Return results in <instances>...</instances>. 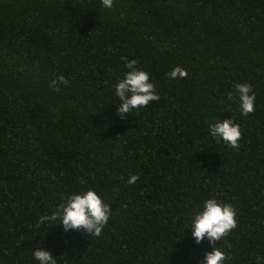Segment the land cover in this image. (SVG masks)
I'll list each match as a JSON object with an SVG mask.
<instances>
[{"label": "trees", "instance_id": "16d2710c", "mask_svg": "<svg viewBox=\"0 0 264 264\" xmlns=\"http://www.w3.org/2000/svg\"><path fill=\"white\" fill-rule=\"evenodd\" d=\"M135 59L160 95L124 120L114 94ZM184 79L166 77L174 67ZM58 75L68 81L54 91ZM234 83L255 111L241 116ZM231 118L233 150L209 135ZM138 175L135 184H127ZM81 178L86 183H81ZM92 188L112 214L99 237L40 224ZM215 198L237 227L224 264L264 257V0H0V264H200L191 217ZM54 223H59L55 221Z\"/></svg>", "mask_w": 264, "mask_h": 264}, {"label": "clouds", "instance_id": "9594fccd", "mask_svg": "<svg viewBox=\"0 0 264 264\" xmlns=\"http://www.w3.org/2000/svg\"><path fill=\"white\" fill-rule=\"evenodd\" d=\"M102 6L112 8L113 0H101ZM124 61V68L127 69L123 78L119 79L114 87V94L121 101L117 108V115L124 120L125 114H130L133 109L146 107L150 101H158L160 95L156 92V86L150 82L148 72L137 67L138 61L121 57ZM168 79H184L188 73L180 66L174 67L165 74ZM68 81L63 75H58L50 82L54 91H59V85H66ZM237 97L240 104L241 116H248L255 111L256 93L249 83H234V89L228 93L231 100ZM209 135L218 143L223 142L233 150L241 147L239 141L242 133L239 124L231 118L213 122L208 127ZM139 180L138 175H131L126 183L131 185ZM81 183H86L81 178ZM112 214L110 204L106 203L92 188L72 193L61 202L55 211L42 215L37 220L40 224L62 225L63 230L80 231L86 235L99 237L108 223ZM236 210L231 204H221L215 198L203 201L202 209L193 213L191 217L190 229L191 237L197 244L207 239L212 245L211 252H205L204 259L200 264H224L231 257L219 248L214 247L217 241L225 238L237 227ZM59 223H54L55 221ZM34 258L39 264H57L49 251L37 248L33 252ZM256 264H264V257L256 256Z\"/></svg>", "mask_w": 264, "mask_h": 264}]
</instances>
